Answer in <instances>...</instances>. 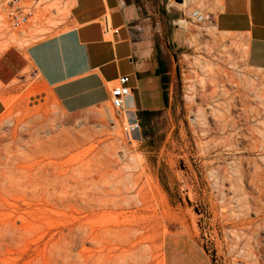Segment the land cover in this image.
Here are the masks:
<instances>
[{
  "label": "rangeland",
  "instance_id": "rangeland-1",
  "mask_svg": "<svg viewBox=\"0 0 264 264\" xmlns=\"http://www.w3.org/2000/svg\"><path fill=\"white\" fill-rule=\"evenodd\" d=\"M55 4L48 7L62 8ZM68 16L53 28L33 20L6 51L65 30ZM187 23L179 46L161 53L168 107L140 126L139 142L127 141L110 103L64 112L23 61L0 85L10 106L0 118V264L264 261V82L242 46L228 43L245 79L228 112L211 95L210 75L193 65L200 58L229 70L214 59L222 48L204 50L220 35ZM4 24V33H19ZM6 39L0 34V46ZM257 176L262 182L250 185Z\"/></svg>",
  "mask_w": 264,
  "mask_h": 264
},
{
  "label": "crops",
  "instance_id": "crops-1",
  "mask_svg": "<svg viewBox=\"0 0 264 264\" xmlns=\"http://www.w3.org/2000/svg\"><path fill=\"white\" fill-rule=\"evenodd\" d=\"M68 4L65 30L33 42L25 51L0 55V85L11 83L25 68L20 67L23 61L35 69L64 112L78 114L110 103V86L127 76L130 109L136 114L163 111L169 100L165 105L157 73L161 53L182 42L187 28L179 23L188 24L192 9L210 11L218 33L241 41L247 67L258 71L264 82V0H69ZM163 37L167 42H161ZM5 108L0 97V118Z\"/></svg>",
  "mask_w": 264,
  "mask_h": 264
},
{
  "label": "bare ground",
  "instance_id": "bare-ground-1",
  "mask_svg": "<svg viewBox=\"0 0 264 264\" xmlns=\"http://www.w3.org/2000/svg\"><path fill=\"white\" fill-rule=\"evenodd\" d=\"M66 5L60 6V7H62L61 9H59V8L58 9H54V8H50L48 6L45 7L34 18V25L37 26V27L38 26H47V27H52V28L53 27H57L58 24H59L58 20H60L62 17L64 18V17H67L69 15V8ZM190 13L188 14V16L190 15ZM3 20H5V19L0 14V34H2L3 36H5L7 38L5 40V42H4V44L0 46V54L4 53L9 48L10 45H12V44L17 42V36H19V35H23L24 36L31 29V27L28 26L29 28L26 27L24 29L19 30L18 31L19 33H14V32H10V33L6 32V33H4L5 29L4 30H2V29L5 27V24H4L5 22ZM179 24L182 27H186V25H187L184 22H180ZM211 29L213 31V34L220 35V36L219 37H215L212 40V46H206L205 45L204 50L208 54H211L214 50H216L215 48H222L224 53L222 55H220V56H217V58H214V59H216L217 63L221 62L222 64L228 65V69L229 70H224L223 69L224 67L221 68L218 64L213 63L211 61H205V60L201 61L200 58H195L194 62H193V65L199 67V69L201 71H203V73H207V74L210 75V79L212 78V80H213V82H211V85H212L211 95L216 97V98L218 97V98L224 100L225 104H226V109L229 112L231 110V100L234 99V97H233V93L234 92H232V90H233V88H236L237 90L239 88H241V89L245 88V79L242 78L241 74H239V70H237L239 66H238V64L236 62H234V60L232 59V56L230 55L229 51L228 50H224V49H226V45L228 43L230 44V46H234L236 48L242 46V48L239 51L243 55L242 57H244V47H243L241 41L238 38H236V37H228V35H223V34L218 33L214 28H211ZM208 30H209V28L208 29L206 28V31H208ZM200 35H202V33H200ZM197 38H198V36H197ZM192 44H193V42H192ZM226 69H227V67H226ZM200 83L203 84V81H201ZM5 104H6V107L9 109L10 106H9L8 101H5ZM112 121L115 122V119L112 118ZM118 122L119 123L120 122H124L125 123V117L123 116V117L119 118ZM113 128L115 129V125L113 126ZM253 178H255V179H252V178L250 179V185L252 184L253 186H257V183L258 182H262V180H263V177H259V176L253 177ZM240 181H237V183L240 184L241 183ZM248 183H249V181H248ZM258 210H259V208H258ZM259 212H260V210H259ZM77 226L78 225H76V227ZM263 230H264V228H263ZM91 232L90 231L87 232L88 233L87 235H89V237L86 238V241L88 239L90 241H92L91 240V238H92ZM255 232H256V230H255ZM261 262H262L261 264H264V261H261Z\"/></svg>",
  "mask_w": 264,
  "mask_h": 264
},
{
  "label": "built area",
  "instance_id": "built-area-1",
  "mask_svg": "<svg viewBox=\"0 0 264 264\" xmlns=\"http://www.w3.org/2000/svg\"><path fill=\"white\" fill-rule=\"evenodd\" d=\"M69 0H0V14L4 17L7 26L20 30L28 26L34 18L48 5L64 6ZM188 20L196 25L212 24L213 15L201 9L191 11ZM105 30L108 27L104 21ZM129 78L123 76L110 86V105L115 114L125 117L123 122L124 135L128 142H139L140 123L135 111L130 109L128 101L132 98L128 87Z\"/></svg>",
  "mask_w": 264,
  "mask_h": 264
},
{
  "label": "trees",
  "instance_id": "trees-1",
  "mask_svg": "<svg viewBox=\"0 0 264 264\" xmlns=\"http://www.w3.org/2000/svg\"><path fill=\"white\" fill-rule=\"evenodd\" d=\"M157 73L160 76V80H161V87L163 90V99H164V103L165 105L168 104V86H169V75H167L168 71L165 68V64L164 62H160L159 63V67L157 69ZM160 112H148V111H143V112H139L138 113V117L140 120V126L142 128H146L149 126L150 120L155 117L156 115H158Z\"/></svg>",
  "mask_w": 264,
  "mask_h": 264
},
{
  "label": "water",
  "instance_id": "water-1",
  "mask_svg": "<svg viewBox=\"0 0 264 264\" xmlns=\"http://www.w3.org/2000/svg\"><path fill=\"white\" fill-rule=\"evenodd\" d=\"M176 2L180 3V2H181V0H176Z\"/></svg>",
  "mask_w": 264,
  "mask_h": 264
}]
</instances>
